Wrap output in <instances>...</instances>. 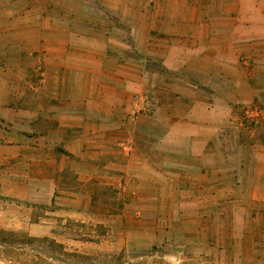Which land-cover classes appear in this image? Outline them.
I'll use <instances>...</instances> for the list:
<instances>
[{"label":"crops","instance_id":"crops-1","mask_svg":"<svg viewBox=\"0 0 264 264\" xmlns=\"http://www.w3.org/2000/svg\"><path fill=\"white\" fill-rule=\"evenodd\" d=\"M248 120L264 0H0V188L42 215L29 234L202 230L226 198L264 201Z\"/></svg>","mask_w":264,"mask_h":264},{"label":"rangeland","instance_id":"rangeland-1","mask_svg":"<svg viewBox=\"0 0 264 264\" xmlns=\"http://www.w3.org/2000/svg\"><path fill=\"white\" fill-rule=\"evenodd\" d=\"M245 126L240 142H264V135L253 134L257 129L264 130L263 120L257 124L248 120ZM262 156L264 150L258 149L250 155L244 153L242 159L251 161L253 174L264 175L259 163ZM249 187L260 195V185L245 184L241 189ZM225 188L227 193L232 186ZM243 199L238 198L234 204L228 198L222 200L221 222L207 224L202 230L176 225L177 230L171 231L124 232L123 239H117L107 234L102 224L84 223L70 225L73 229L67 231L53 225L47 235L41 236L20 227L28 220L38 221L42 215L37 210L25 214L24 202L6 197L0 188V230L18 233L24 236V243L29 242L23 249H15L18 254L11 260L10 255L0 253V264H21L14 260L34 258L30 255L35 253L52 264H264V201L253 199L250 203ZM243 208L250 209L247 216L236 212ZM81 226L83 229H79Z\"/></svg>","mask_w":264,"mask_h":264},{"label":"trees","instance_id":"trees-1","mask_svg":"<svg viewBox=\"0 0 264 264\" xmlns=\"http://www.w3.org/2000/svg\"><path fill=\"white\" fill-rule=\"evenodd\" d=\"M24 236H21L18 233L0 230V253H6L7 255H10V260L13 259V255L18 254V249H23L25 244H29V242H23L21 239H23ZM34 241V239H30ZM31 241V242H32ZM36 241V240H35ZM54 243V242H52ZM18 245V246H17ZM15 249L16 252L14 251ZM38 254H31L30 256H33L34 258H27L26 260H14L19 261L21 264H52L51 262L47 260H40ZM35 259L37 260L35 262ZM18 262V263H19Z\"/></svg>","mask_w":264,"mask_h":264}]
</instances>
